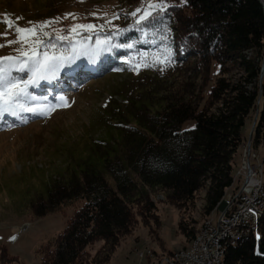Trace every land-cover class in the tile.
<instances>
[{
    "label": "trees",
    "instance_id": "trees-1",
    "mask_svg": "<svg viewBox=\"0 0 264 264\" xmlns=\"http://www.w3.org/2000/svg\"><path fill=\"white\" fill-rule=\"evenodd\" d=\"M166 1L158 23L135 25L126 14L120 27L126 31L113 35L112 44L134 43V48L100 54L123 58L129 67L143 53L149 63L154 54L165 55L167 45L171 63L145 67L146 80L122 92L123 102L109 101L105 137L91 141L83 156L74 155L62 180L33 203L34 214L41 217L84 200L56 238L38 247L41 264H80L90 257L88 246L99 240L104 244L92 260L108 262L137 214L150 217L156 190L178 206L205 190V215L213 216L235 183L248 140L254 148L264 144L262 1ZM143 28L152 31L155 45L144 42ZM164 35L167 40H160ZM74 62L96 71L93 58L81 56ZM236 69L240 74L233 80L228 75ZM189 120L195 126L186 129ZM201 228L181 227L190 241L184 247L191 246ZM258 229L250 239L229 246L226 264H264V215ZM1 253L19 264L6 247Z\"/></svg>",
    "mask_w": 264,
    "mask_h": 264
},
{
    "label": "rangeland",
    "instance_id": "rangeland-1",
    "mask_svg": "<svg viewBox=\"0 0 264 264\" xmlns=\"http://www.w3.org/2000/svg\"><path fill=\"white\" fill-rule=\"evenodd\" d=\"M157 2L135 0L130 4L122 0H0V21L8 19L15 25L27 27L30 22L39 24L58 20V23L46 29L48 32L54 29L67 30L76 23H93L98 27L103 25L100 36L119 30L126 14L135 23L140 15L150 10V3ZM163 3L167 4V1L163 0ZM137 9L140 11L132 16L131 13ZM5 31L8 35H0V44L16 38L14 28H7L5 23L0 22V33ZM91 35L87 43L94 46L96 34ZM142 38L151 46L155 45L150 39L149 30L142 29ZM62 43L68 47L67 42ZM20 46L12 44L0 48V57L18 55L16 49ZM125 61L123 58L98 56L93 58L96 67V71L92 70L94 73L86 68V64H67L54 78L30 86L29 92L37 98L36 104H57L60 102L59 97L64 96L69 107L57 108L50 115L23 112L18 117L5 114L4 119H0V264H18L2 256L3 246L7 248L9 256L19 258V264H41L38 247L53 241L84 203V200H78L41 217L32 210L33 203L47 192V187L54 181L62 180L61 175L69 170L73 156H83L91 141L105 137L104 124L108 118L104 112L109 101L115 98L123 102L122 92L133 85L137 86L140 80H146L145 67L134 71L133 65L127 67ZM216 69L214 67V73ZM239 74L236 69L228 76L235 80ZM14 75L26 79L28 74L14 72ZM194 126V120L184 124L186 129ZM256 149L258 156L263 157L264 144ZM244 159L243 153L236 173L242 170ZM240 184L241 180L234 183L226 201L231 196V190ZM205 195L206 191L200 190L194 201L178 206L169 202L164 192L153 191L152 200L156 208L150 217L137 214L131 232L122 237L111 258L102 264H156L160 258L170 254L169 251L175 252L189 246L190 241L181 227L200 229L208 218L213 220L214 215H205ZM217 212L213 213L215 218ZM26 221L30 225L22 232L21 225ZM15 237H18V241L13 243ZM103 244L99 240L88 246L90 257H84L80 264H96L92 258ZM141 250L148 251L150 257L140 258L138 252Z\"/></svg>",
    "mask_w": 264,
    "mask_h": 264
},
{
    "label": "snow or ice",
    "instance_id": "snow-or-ice-1",
    "mask_svg": "<svg viewBox=\"0 0 264 264\" xmlns=\"http://www.w3.org/2000/svg\"><path fill=\"white\" fill-rule=\"evenodd\" d=\"M149 11L139 16L135 25H140L144 21L158 23V17L166 8L163 0L149 4ZM131 13L136 16L137 12ZM74 17L75 14H68ZM92 15H95L93 13ZM21 19V18H17ZM6 24L7 28H14L16 38L7 40L5 44H0V48L12 44H20L16 49L18 55L0 57V119H4L5 114L18 117L20 113H40L50 115L57 108L69 107L66 97L60 96L59 103L52 105L36 104V97L29 92V87L38 85L42 80L54 78L65 65L73 63L77 58L86 56L96 58L101 53L111 51L114 48H134V43L112 44L113 35H121L125 29H120L112 35L100 38L99 32L103 25L97 26L93 23H76L65 29H54L53 32L46 31L51 25L58 23V20L42 21L39 24L30 22L27 27L15 25L11 20L0 21ZM170 31V30H169ZM87 33L88 35H82ZM92 33L96 34L94 46H90L87 41L91 40ZM7 36L8 32L0 33ZM147 35V33H145ZM160 40H167V36H160ZM60 42H67L68 47H58ZM156 41L153 40L152 43ZM27 46V47H25ZM165 55L154 54L152 62H146L143 57L147 53L141 54L142 58L133 66L134 71H139L140 67H154L156 64L171 63V49L165 45L163 49ZM119 70V69H117ZM16 73H27V78L23 79Z\"/></svg>",
    "mask_w": 264,
    "mask_h": 264
},
{
    "label": "built area",
    "instance_id": "built-area-1",
    "mask_svg": "<svg viewBox=\"0 0 264 264\" xmlns=\"http://www.w3.org/2000/svg\"><path fill=\"white\" fill-rule=\"evenodd\" d=\"M244 157L242 170L237 172L235 178V183L241 180V184L231 190L226 209L217 212V218L214 214L204 235L200 237L194 254L183 256L181 249H177V256L170 257V264H221L220 256L224 247H218V238H225V245L235 244L238 233L253 230L254 210L261 199L264 156H258L257 149L252 146L251 138L246 143ZM29 225L30 222H24L21 225V231L24 232ZM17 240L18 238H14L12 242L15 243ZM138 255L140 258L150 257V253L143 250L139 251Z\"/></svg>",
    "mask_w": 264,
    "mask_h": 264
},
{
    "label": "bare ground",
    "instance_id": "bare-ground-1",
    "mask_svg": "<svg viewBox=\"0 0 264 264\" xmlns=\"http://www.w3.org/2000/svg\"><path fill=\"white\" fill-rule=\"evenodd\" d=\"M246 148V146H245ZM261 185H262V189L260 190V201L259 203H257L255 210H254V222H253V230H246L243 231L241 233H238L235 239V244H228L225 245V238H218V247H224L223 248V252L220 256V263L221 264H226L225 262V255L227 250L229 249V246H236L238 244H240L241 242H244L248 239H250V236L256 234L258 232V227H259V221L261 219V217L264 215V176L261 177ZM231 197V196H230ZM225 201V205L222 209H226L227 206V202L230 201V198ZM221 211V209H218ZM212 220L206 222V224H204V226L201 228V231L199 232L198 236L196 237L195 240H193L191 246L189 248L186 249H182L181 253L183 254V256H190L192 254H194L196 246L198 244V241L200 240V237L204 235L205 230L207 229L208 224H210ZM177 256V251L170 253L169 255H165L162 258H160V260L157 261L156 264H170V257H176ZM172 264H184V263H172Z\"/></svg>",
    "mask_w": 264,
    "mask_h": 264
},
{
    "label": "water",
    "instance_id": "water-1",
    "mask_svg": "<svg viewBox=\"0 0 264 264\" xmlns=\"http://www.w3.org/2000/svg\"><path fill=\"white\" fill-rule=\"evenodd\" d=\"M261 1L264 5V0H261ZM263 74H264V61H263V67H262V76H263ZM260 99H261V97L259 98V101H260ZM255 119H257V115H256ZM224 205H225V201L223 200L219 206V209H222L224 207Z\"/></svg>",
    "mask_w": 264,
    "mask_h": 264
}]
</instances>
